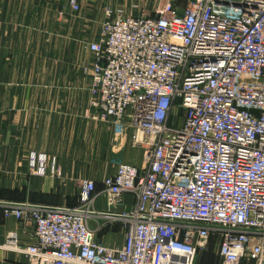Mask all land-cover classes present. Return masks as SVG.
Listing matches in <instances>:
<instances>
[{"label": "built area", "instance_id": "2783aa9c", "mask_svg": "<svg viewBox=\"0 0 264 264\" xmlns=\"http://www.w3.org/2000/svg\"><path fill=\"white\" fill-rule=\"evenodd\" d=\"M157 13L108 10L84 45L94 57L82 66L86 115L110 123L116 145L130 131L142 165L118 163L100 193L85 180L75 208L7 209L34 242L10 231L0 248L26 264H206L212 240L220 264H264V0H191ZM47 161L29 155L30 173L43 176ZM126 195L133 208L117 212ZM100 196L102 216L124 225L122 246L100 243L89 226Z\"/></svg>", "mask_w": 264, "mask_h": 264}, {"label": "crops", "instance_id": "0c3cea01", "mask_svg": "<svg viewBox=\"0 0 264 264\" xmlns=\"http://www.w3.org/2000/svg\"><path fill=\"white\" fill-rule=\"evenodd\" d=\"M148 1L76 0L78 17L71 18V0H0V246L10 231L18 232L24 245L34 242L32 228L6 216L7 209L75 208L85 180L95 181L100 193L118 163L142 165V151L131 147L130 131L116 145L110 123L91 118L92 111L87 117L91 78L82 66L94 57L77 53L71 31L90 26L91 32L81 36L84 42L95 41L108 10L113 17L119 11L139 14ZM41 16L58 22H43ZM31 154L48 158L43 176L30 173ZM133 205V196L126 195L117 212H129ZM94 209L101 216L90 218L89 226L97 240L122 246L126 230L102 216L110 211L103 196ZM0 264H26V258L0 248Z\"/></svg>", "mask_w": 264, "mask_h": 264}, {"label": "rangeland", "instance_id": "374dc122", "mask_svg": "<svg viewBox=\"0 0 264 264\" xmlns=\"http://www.w3.org/2000/svg\"><path fill=\"white\" fill-rule=\"evenodd\" d=\"M145 2V0H143ZM191 0H149L148 3L146 5H142L139 14L133 13V14H125L127 16H134V15H138L136 17H141V16H156L158 15V10H166L168 7H172V8H178L180 11L184 10V8L189 4ZM135 4H137V2H135ZM79 10H74L73 11V15H71V18H77L78 14H76ZM146 12V13H145ZM119 13H123L121 11H119ZM118 13V14H119ZM124 14V13H123ZM141 14V15H140ZM59 20L61 21V16H58ZM42 20L45 19L47 23H57L58 20L57 18H53L52 16L48 19L46 16H41ZM42 22V23H43ZM90 26L88 27L87 31H77L72 30L71 31V38H72V42L76 43L78 45L77 48V53L79 52L80 54H85L86 50L84 48V45L87 42H84V40L82 39L81 34H85L86 32H91L89 31ZM100 31V30H99ZM76 37V39H75ZM89 42V41H88ZM217 250H218V246H217V241L216 240H212L211 241V245H210V251L207 254V262L206 264H220V260L217 257Z\"/></svg>", "mask_w": 264, "mask_h": 264}, {"label": "water", "instance_id": "95a60500", "mask_svg": "<svg viewBox=\"0 0 264 264\" xmlns=\"http://www.w3.org/2000/svg\"><path fill=\"white\" fill-rule=\"evenodd\" d=\"M226 5H229V3L226 2ZM233 6H234V7H240V4H238L237 2H235V3H233Z\"/></svg>", "mask_w": 264, "mask_h": 264}]
</instances>
